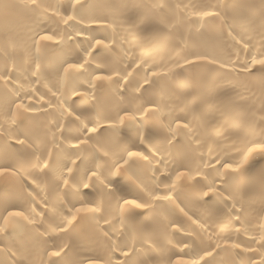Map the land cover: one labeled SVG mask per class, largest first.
<instances>
[{
	"label": "bare ground",
	"instance_id": "6f19581e",
	"mask_svg": "<svg viewBox=\"0 0 264 264\" xmlns=\"http://www.w3.org/2000/svg\"><path fill=\"white\" fill-rule=\"evenodd\" d=\"M0 264H264V0H0Z\"/></svg>",
	"mask_w": 264,
	"mask_h": 264
}]
</instances>
